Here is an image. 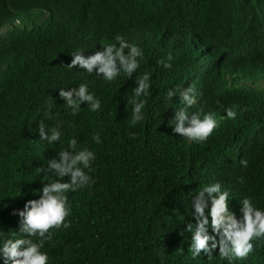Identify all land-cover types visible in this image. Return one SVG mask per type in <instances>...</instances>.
Wrapping results in <instances>:
<instances>
[{
  "label": "trees",
  "instance_id": "obj_1",
  "mask_svg": "<svg viewBox=\"0 0 264 264\" xmlns=\"http://www.w3.org/2000/svg\"><path fill=\"white\" fill-rule=\"evenodd\" d=\"M117 35L143 52L131 78L67 66L73 52L119 47ZM145 73L144 119L133 127L129 100ZM80 84L98 110L83 103L73 114L60 98ZM189 87L191 107L180 97ZM182 109L213 114L219 126L205 142L189 141L173 132ZM41 122L49 133L58 126L60 140L40 139ZM71 139L94 152L85 169L94 183L65 193L71 227L51 230L41 249L48 264H229L219 248L194 258L185 229L196 223L194 197L217 183L238 219L245 198L264 211V0H0V240L25 238L12 213L58 179L39 169L72 151ZM210 223L209 215L215 235ZM254 246L233 264H264V242Z\"/></svg>",
  "mask_w": 264,
  "mask_h": 264
},
{
  "label": "clouds",
  "instance_id": "obj_2",
  "mask_svg": "<svg viewBox=\"0 0 264 264\" xmlns=\"http://www.w3.org/2000/svg\"><path fill=\"white\" fill-rule=\"evenodd\" d=\"M116 44H110L102 51H95L90 56H85L81 52H73V59L67 65L70 68L79 66L88 74L95 73L111 82L123 72L129 78L140 67L138 58H143L142 50L135 44H129L122 36L117 35ZM125 49H128L127 53ZM168 60H172L169 54ZM163 67L171 68V63L160 62ZM150 75L145 73L136 78V87L133 89V97L129 103L133 105L131 125L134 127L144 119L143 109L146 101L141 99L148 95L150 88ZM193 89L180 92L182 102L188 107L196 103L195 96L190 94ZM173 90H169V99L175 96ZM66 104L73 109V114L80 105L87 103L92 111L98 110L101 105L93 94L88 91L86 84H80L77 88L70 90L61 89L59 92ZM227 118L235 119L236 111L233 108L226 109ZM175 126L173 132L187 138L189 141L205 142L219 126L213 114H206L203 119L198 114H188L186 109H182L175 114ZM40 139L47 140L50 144L60 140L61 132L59 127H53L49 131L43 122L39 124ZM135 133H129L130 138H135ZM99 143V135L93 137ZM69 150H62L58 156L48 161L47 169L40 168L39 171L53 173L58 179L55 182L45 184L39 191L42 192L39 199L27 201L23 210L13 211V215L20 217V232L25 238L0 240V255L3 256L5 264H48V254L41 251L46 241H51L54 231L61 228L68 229L71 222L66 221V217L71 214L68 205V198L65 193L75 192L81 188L94 183L91 176L85 171H91V162L95 160L93 151L87 148L77 149V140L71 139L68 142ZM243 166H247L246 160H241ZM69 177V182H64V178ZM228 192H221L219 183L204 187L193 199L191 213L196 223L189 222L188 232L192 233L189 251L195 258L201 253L211 258L214 250L219 248L221 259H226L229 264L236 260H244L254 251V241L264 242V211L257 209L250 199L242 201V216L238 219L229 210ZM211 203L210 212L206 214V209ZM209 215L211 217L210 227L215 235L209 234ZM183 234V233H181ZM219 237V239H217Z\"/></svg>",
  "mask_w": 264,
  "mask_h": 264
}]
</instances>
